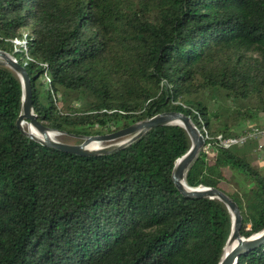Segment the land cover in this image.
Instances as JSON below:
<instances>
[{
	"label": "trees",
	"instance_id": "1",
	"mask_svg": "<svg viewBox=\"0 0 264 264\" xmlns=\"http://www.w3.org/2000/svg\"><path fill=\"white\" fill-rule=\"evenodd\" d=\"M25 39L27 52L14 43ZM0 50L28 62L38 120L77 143L165 112L210 137L264 128L231 135L198 99L221 92L249 103L236 122L264 118V0H0ZM21 109L20 79L0 67V264L220 263L227 207L173 182L191 146L184 128L77 156L24 135ZM232 148L207 140L186 183L228 195L250 238L264 230V174ZM237 264H264V242Z\"/></svg>",
	"mask_w": 264,
	"mask_h": 264
},
{
	"label": "water",
	"instance_id": "2",
	"mask_svg": "<svg viewBox=\"0 0 264 264\" xmlns=\"http://www.w3.org/2000/svg\"><path fill=\"white\" fill-rule=\"evenodd\" d=\"M0 67H6L14 71L22 84V109L16 122L17 128L24 135L46 147L77 156L106 155L128 147L153 129L163 126H180L184 128L189 136L191 146L188 152L176 161L172 175L173 182L184 196L217 199L227 207L231 215L232 227L219 264H237L239 258L247 250L264 242V230L250 238L241 236L243 227L241 211L236 202L224 192L216 188L203 186L192 188L187 185V173L206 144L204 136L190 117L180 112H165L114 133L89 137L80 136L78 139L82 140V143L78 145L66 144L57 139L60 135H67L66 133L51 129L38 120L33 108L31 78L25 66L20 64L14 56L0 50ZM25 126L27 129H25ZM71 137H74V135H71ZM98 142L104 143L105 146L95 150L89 148L92 143Z\"/></svg>",
	"mask_w": 264,
	"mask_h": 264
},
{
	"label": "rangeland",
	"instance_id": "3",
	"mask_svg": "<svg viewBox=\"0 0 264 264\" xmlns=\"http://www.w3.org/2000/svg\"><path fill=\"white\" fill-rule=\"evenodd\" d=\"M26 35H31L30 28H27ZM46 79V77H45ZM44 79L42 78L41 81ZM199 100L203 99L205 103L208 106V109L211 113L219 114L220 119L217 120V123L223 122L228 123L231 127V135H239L242 134L246 129L248 128H262L264 127V118L259 119L256 121V123H253L251 121L245 120V121H239L236 122L234 120L235 116H238L234 114L236 111H246L245 109L249 106V103L243 102V101H236L233 99H230L229 97H226L221 92H207L206 94H202V96L198 97ZM255 124V125H254ZM216 126V125H215ZM58 140H60L63 143L71 144V145H78L81 144L77 143V139L73 138L68 135H60L57 137ZM259 145H262L263 148H258ZM237 153L241 154L244 153L248 156L249 160L257 166L262 173L264 174V136H259L255 141H248L244 145L234 146L232 148ZM205 150V149H203ZM213 166L214 164L211 163ZM214 172L217 170L215 167H213ZM225 174H230L231 171L228 169L223 170ZM222 188L225 189L227 192L230 189L229 185L223 183Z\"/></svg>",
	"mask_w": 264,
	"mask_h": 264
},
{
	"label": "built area",
	"instance_id": "4",
	"mask_svg": "<svg viewBox=\"0 0 264 264\" xmlns=\"http://www.w3.org/2000/svg\"><path fill=\"white\" fill-rule=\"evenodd\" d=\"M14 43L16 44V46H22L23 50L27 52V40H16L14 41ZM28 62L27 61H23V64L25 67L27 66ZM46 81L49 83L50 79L48 76H46ZM204 133H203V132ZM202 133V135L205 138V141L207 140H213L215 144L224 147V148H232L236 145H240L243 143H246L248 140L250 139H257L259 136H264V128L259 130V129H255L253 132L249 133L246 136H240V137H225L223 134H218L214 137H210L206 127L203 125L202 130L200 131Z\"/></svg>",
	"mask_w": 264,
	"mask_h": 264
},
{
	"label": "bare ground",
	"instance_id": "5",
	"mask_svg": "<svg viewBox=\"0 0 264 264\" xmlns=\"http://www.w3.org/2000/svg\"><path fill=\"white\" fill-rule=\"evenodd\" d=\"M25 129H27L26 128V126H25ZM55 136H57V135H55ZM54 138H56V137H54ZM105 146V144L104 143H92L90 146H89V148L90 149H92V150H95V149H98V148H101V147H104Z\"/></svg>",
	"mask_w": 264,
	"mask_h": 264
}]
</instances>
